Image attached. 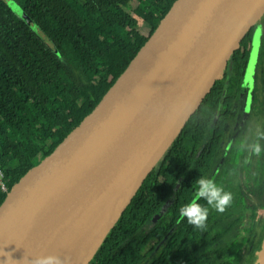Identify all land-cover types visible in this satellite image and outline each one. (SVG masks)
Returning a JSON list of instances; mask_svg holds the SVG:
<instances>
[{"label":"water","instance_id":"1","mask_svg":"<svg viewBox=\"0 0 264 264\" xmlns=\"http://www.w3.org/2000/svg\"><path fill=\"white\" fill-rule=\"evenodd\" d=\"M263 16L264 0H173L100 93L8 185L0 253L20 264L48 254L90 264ZM255 264H264V233Z\"/></svg>","mask_w":264,"mask_h":264},{"label":"trees","instance_id":"2","mask_svg":"<svg viewBox=\"0 0 264 264\" xmlns=\"http://www.w3.org/2000/svg\"><path fill=\"white\" fill-rule=\"evenodd\" d=\"M13 1L19 2L22 18L0 0V170L7 185L100 93L173 2L131 0L134 5L127 8L126 0ZM27 18L44 31L51 46L28 26ZM220 88L201 106L90 264H255L263 229L249 254L242 251L246 244L249 248L250 235H232L218 244L221 229L207 249L212 232H199L179 217V208L193 198L196 180L203 177L191 170L192 164L204 168L210 163L211 153L196 157L191 141L197 146L205 141ZM3 196L0 190V200ZM169 198L167 213L146 231ZM247 203L239 194L235 204L240 208L227 212L240 213Z\"/></svg>","mask_w":264,"mask_h":264},{"label":"flooded vegetation","instance_id":"3","mask_svg":"<svg viewBox=\"0 0 264 264\" xmlns=\"http://www.w3.org/2000/svg\"><path fill=\"white\" fill-rule=\"evenodd\" d=\"M219 84V102L210 114L205 141L198 146L196 141H191L198 150L196 157L202 151L211 153L210 163L204 168L195 167L193 163L191 170H199L201 176L214 180L233 194L228 209L240 208V204H235L239 194L248 203L246 210L233 215L227 212L228 209L222 214L210 210L206 227L197 231L212 232L208 234L210 239L206 238L207 249L212 248L215 241L212 237L217 236L219 229L222 236L218 237V244L228 241L232 235L240 234L241 238L250 235L251 244L249 248L246 244L242 251L249 254L262 229L264 233V155L253 157L249 164H245V153L241 152L240 144L245 139L251 143L256 133L264 130V16L246 36L240 54L231 62ZM260 143L264 145V139ZM181 182L182 178L177 187ZM169 205L170 198L158 214L160 217L167 213Z\"/></svg>","mask_w":264,"mask_h":264},{"label":"clouds","instance_id":"4","mask_svg":"<svg viewBox=\"0 0 264 264\" xmlns=\"http://www.w3.org/2000/svg\"><path fill=\"white\" fill-rule=\"evenodd\" d=\"M262 139H264V130H259L254 141L249 143L245 139L241 142L240 150L245 153L243 160L245 164H249L253 157L264 155V145L260 143ZM196 185L193 198L179 208V217L186 219V222L194 228L203 230L208 221L209 211L215 210L217 213H224L233 202V194L226 191L214 180L206 177L198 178ZM201 201L204 203H201ZM0 255L7 257L4 264H12L15 261L9 253H0ZM15 262L20 264L18 261ZM23 264H69V259L56 254L36 256L30 259L25 256Z\"/></svg>","mask_w":264,"mask_h":264},{"label":"rangeland","instance_id":"5","mask_svg":"<svg viewBox=\"0 0 264 264\" xmlns=\"http://www.w3.org/2000/svg\"><path fill=\"white\" fill-rule=\"evenodd\" d=\"M7 1V3L12 7L13 11L17 14L18 17H23V12L21 11V6L19 5V2L18 1H11V0H5ZM134 5V2L131 1V0H126L125 1V6H127V8L131 7ZM138 21L139 23L141 24V26H143V22L141 19L138 18ZM56 51V49H54ZM64 63L70 68V69H73L71 67V65L66 61V60H63ZM153 226L152 222L150 221L148 223V226L145 228L146 231H149L151 229V227Z\"/></svg>","mask_w":264,"mask_h":264},{"label":"built area","instance_id":"6","mask_svg":"<svg viewBox=\"0 0 264 264\" xmlns=\"http://www.w3.org/2000/svg\"><path fill=\"white\" fill-rule=\"evenodd\" d=\"M7 187L8 185L5 182V176L3 172L0 170V190L5 192Z\"/></svg>","mask_w":264,"mask_h":264}]
</instances>
